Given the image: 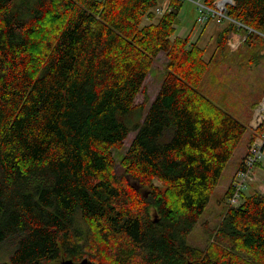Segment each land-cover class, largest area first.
<instances>
[{
    "label": "trees",
    "instance_id": "trees-1",
    "mask_svg": "<svg viewBox=\"0 0 264 264\" xmlns=\"http://www.w3.org/2000/svg\"><path fill=\"white\" fill-rule=\"evenodd\" d=\"M162 1L0 0V264H264L256 191L189 242L248 127L207 89L215 57L172 37L184 0L156 22ZM228 14L253 29L243 46L264 41V0ZM224 23L216 55L238 31Z\"/></svg>",
    "mask_w": 264,
    "mask_h": 264
},
{
    "label": "rangeland",
    "instance_id": "rangeland-1",
    "mask_svg": "<svg viewBox=\"0 0 264 264\" xmlns=\"http://www.w3.org/2000/svg\"><path fill=\"white\" fill-rule=\"evenodd\" d=\"M197 1L198 0H184L183 6L179 11V21L176 24V32L172 37L190 36L192 41H198L200 45L206 48V59L211 58L213 60L215 57L212 62V67L216 76L210 80L209 84L207 83V89L213 93L218 103L222 104L228 112L247 125L248 131L228 163L221 181L197 225L198 228L194 231L193 237L189 240L190 243H197L200 234L206 232L207 229L204 227L206 222L214 227L215 224L224 217L223 211L225 207L228 208L229 206V204L223 200L226 190L230 182L236 177L235 175L238 170L236 171L235 169L241 164V161L243 162L244 157L248 153V141L255 132V128L253 127L255 115L264 104V41H255L251 43L249 47L243 46L250 31H244V28L237 26L238 31L230 36L233 42L229 44L228 41L227 48L216 55L218 50V35L226 24L217 21V19H211L204 24L198 22L199 9ZM168 4L169 0H163L160 6L166 8ZM154 10L157 14L154 21L157 22L162 16L163 11L158 9ZM151 21L153 20L145 18L144 24ZM254 46L257 51L255 54L258 56L260 54L263 55L259 58L260 61L257 65L247 66L248 58L252 59L254 56L252 53ZM166 62L167 54L161 52L156 59L154 69L145 81L147 95L150 97V101L154 100L161 88ZM245 62L246 66L240 68L239 66H242ZM238 74L242 75L240 80H237ZM144 99L145 94L140 93L137 97V102L141 103ZM135 134L136 131L130 133L129 138L125 141V148L130 145ZM115 155L116 158L119 159L120 152L116 151ZM119 167L120 166H118L117 169H119ZM255 170L254 179L245 190L246 195H251L255 193L254 191L264 194V167H259ZM124 172L125 170L123 173ZM8 259L7 254H0V262Z\"/></svg>",
    "mask_w": 264,
    "mask_h": 264
},
{
    "label": "built area",
    "instance_id": "built-area-1",
    "mask_svg": "<svg viewBox=\"0 0 264 264\" xmlns=\"http://www.w3.org/2000/svg\"><path fill=\"white\" fill-rule=\"evenodd\" d=\"M233 4H235V0H216L214 5L210 6L207 5L203 0H198L197 5L199 9V16L197 20L201 24H204L211 19H217L219 22H225L226 20H229L233 21L236 26L240 28L245 27L248 29V31H253L252 28L247 27L245 24L232 18L228 14L229 5ZM158 10L164 12L165 8L159 6ZM231 38L229 39V44L233 42ZM262 125H264V104L256 112L253 127L255 128V131H257V129ZM259 167H264V128L256 135L253 144L250 146L249 151L232 182L233 194L228 199L229 206H238L242 203L243 192L253 181L254 175L256 173L255 169Z\"/></svg>",
    "mask_w": 264,
    "mask_h": 264
},
{
    "label": "water",
    "instance_id": "water-1",
    "mask_svg": "<svg viewBox=\"0 0 264 264\" xmlns=\"http://www.w3.org/2000/svg\"><path fill=\"white\" fill-rule=\"evenodd\" d=\"M125 169L124 168H122L121 166L119 167V169H117V172L119 173V174H122L123 173V171H124ZM135 187L139 190L141 187H140V185H135ZM87 260H85L84 262H86ZM83 262V263H84ZM64 264H72L73 263V260L72 259H68V260H65L64 262H63Z\"/></svg>",
    "mask_w": 264,
    "mask_h": 264
},
{
    "label": "crops",
    "instance_id": "crops-1",
    "mask_svg": "<svg viewBox=\"0 0 264 264\" xmlns=\"http://www.w3.org/2000/svg\"><path fill=\"white\" fill-rule=\"evenodd\" d=\"M242 162V161H241ZM240 165L241 164H239V166L235 169L236 171L239 169V167H240ZM236 171H235V173H236ZM232 176H233V174H232ZM233 178V177H232ZM231 181V180H230ZM232 183V181L230 182V184ZM230 186V185H229Z\"/></svg>",
    "mask_w": 264,
    "mask_h": 264
}]
</instances>
